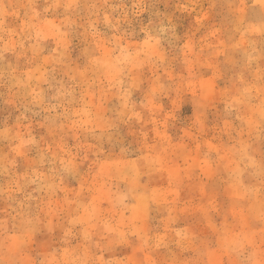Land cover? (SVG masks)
Here are the masks:
<instances>
[{
    "label": "rangeland",
    "instance_id": "1",
    "mask_svg": "<svg viewBox=\"0 0 264 264\" xmlns=\"http://www.w3.org/2000/svg\"><path fill=\"white\" fill-rule=\"evenodd\" d=\"M0 264H264V0H0Z\"/></svg>",
    "mask_w": 264,
    "mask_h": 264
}]
</instances>
